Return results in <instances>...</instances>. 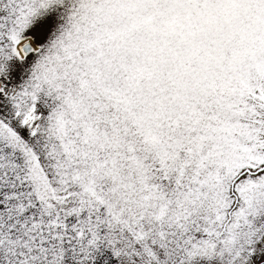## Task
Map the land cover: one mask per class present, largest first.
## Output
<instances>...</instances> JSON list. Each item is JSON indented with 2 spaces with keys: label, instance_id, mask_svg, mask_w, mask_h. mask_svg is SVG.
Listing matches in <instances>:
<instances>
[{
  "label": "snow or ice",
  "instance_id": "6c2138e0",
  "mask_svg": "<svg viewBox=\"0 0 264 264\" xmlns=\"http://www.w3.org/2000/svg\"><path fill=\"white\" fill-rule=\"evenodd\" d=\"M0 264H264V0H0Z\"/></svg>",
  "mask_w": 264,
  "mask_h": 264
}]
</instances>
